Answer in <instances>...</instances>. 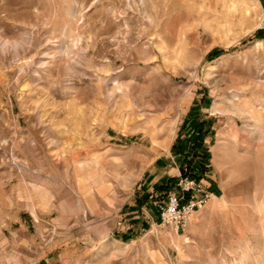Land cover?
Returning <instances> with one entry per match:
<instances>
[{"label":"rangeland","instance_id":"374dc122","mask_svg":"<svg viewBox=\"0 0 264 264\" xmlns=\"http://www.w3.org/2000/svg\"><path fill=\"white\" fill-rule=\"evenodd\" d=\"M0 264H264V0H0Z\"/></svg>","mask_w":264,"mask_h":264},{"label":"built area","instance_id":"2783aa9c","mask_svg":"<svg viewBox=\"0 0 264 264\" xmlns=\"http://www.w3.org/2000/svg\"><path fill=\"white\" fill-rule=\"evenodd\" d=\"M177 191H170L157 201L158 220L162 227H170L175 233H184L194 213L215 194L202 180L179 175Z\"/></svg>","mask_w":264,"mask_h":264},{"label":"trees","instance_id":"16d2710c","mask_svg":"<svg viewBox=\"0 0 264 264\" xmlns=\"http://www.w3.org/2000/svg\"><path fill=\"white\" fill-rule=\"evenodd\" d=\"M199 163H195L194 161H191L188 163L187 167L191 170V169H194L195 168V165H198L199 168L203 169L205 168L206 166V160H207V156L206 155H203L202 157H199ZM204 170V169H203ZM183 176H190L192 178H195L197 180H200V178L193 174V173H189V172H184Z\"/></svg>","mask_w":264,"mask_h":264}]
</instances>
